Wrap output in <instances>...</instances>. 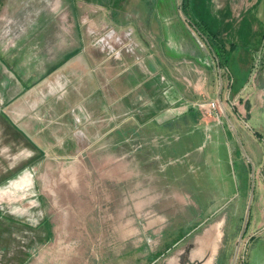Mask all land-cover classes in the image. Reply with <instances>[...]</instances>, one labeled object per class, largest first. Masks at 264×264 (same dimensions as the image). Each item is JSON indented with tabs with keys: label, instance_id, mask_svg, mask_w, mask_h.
<instances>
[{
	"label": "rangeland",
	"instance_id": "1",
	"mask_svg": "<svg viewBox=\"0 0 264 264\" xmlns=\"http://www.w3.org/2000/svg\"><path fill=\"white\" fill-rule=\"evenodd\" d=\"M151 1L162 27L177 24L164 19L180 15L192 30L188 18L205 22L227 47L231 68L232 58H255L257 72L264 0H189L184 12L181 0ZM140 2L0 0V66L11 74L13 95L7 102L0 92V264H231L238 242L234 264H264V213L256 209L261 143L253 142V161L244 154L232 159L231 125L221 123L219 108L209 115L196 101L199 119L215 124L209 139L220 152L194 168L191 158L171 164L156 156L149 141L155 124L137 126L125 115L106 127L102 117L89 115L90 73L69 59L132 53L131 25L143 19L133 7ZM27 58L49 71L27 80L24 69L30 73L34 65ZM219 62L224 104L231 108L228 69ZM57 80L65 81L64 94L45 97V113L33 111L40 120H18L21 99L34 98L35 90L48 93ZM77 109L87 122L72 118ZM178 174L185 178L180 184Z\"/></svg>",
	"mask_w": 264,
	"mask_h": 264
},
{
	"label": "crops",
	"instance_id": "2",
	"mask_svg": "<svg viewBox=\"0 0 264 264\" xmlns=\"http://www.w3.org/2000/svg\"><path fill=\"white\" fill-rule=\"evenodd\" d=\"M151 3V0H143L140 2V7H133V10L137 11L138 16L143 19L140 23L131 25L137 42L132 53L118 52V56H114L115 59L109 56L69 59L84 73H90L92 90L86 93L88 100L85 102L86 108L91 112L89 115L92 119L97 116L102 117L107 121L106 127L115 119L125 115L131 116L129 118L134 119L137 126L155 124L157 128L152 132L149 141L153 143L156 156L165 157L171 164L173 160L187 159L189 162L188 158H191L190 165L195 168L202 157H214L220 150L218 145L213 144L209 139L211 135L208 132L215 124L208 126L203 123L204 121L199 119V111L192 104L196 101L214 99L222 112L221 123L224 119L232 127V159L234 156L240 159V155L244 154L253 161L255 155L253 142L257 141L264 146L262 141L264 140V58L259 59L256 73H253L255 58H240V56L232 58V68L229 66L230 58H225L224 65L232 78L229 86V95L232 96L230 108L224 104L223 100L222 93L226 94V92L221 89L219 58L214 56L198 32L190 29L189 24L183 22L179 11L176 14L180 17L176 18L164 19L166 17L164 14L162 18L165 21L169 23L176 21L177 24H166L170 28L162 27L157 22L161 16L152 8ZM113 7L114 4L111 9ZM117 21L121 22V18H117ZM223 46L227 50V47ZM235 46L236 43H233L232 49ZM9 59L12 61V58ZM26 60L34 62L29 58ZM33 64L36 71L34 65L30 73L24 69L27 80L34 77L41 78L50 69L48 67L45 71L42 62ZM0 69V92L3 93L1 95L6 97L5 101L8 98L11 100L13 98L12 90H10L11 74L7 75V70L1 66ZM39 69L45 72L42 74ZM9 70L11 73L8 67V72ZM36 72L40 75L35 74ZM73 72L76 73V70ZM64 87L65 81L57 80L55 86H50L48 93L38 94L36 90L32 91L34 98L24 97L20 105L14 106V110H17L15 114H18L17 119L23 120L24 117H29L32 120H40L34 118L33 111L40 109V113H45L42 111L45 107V97L53 94H58L57 97L63 96L64 92L61 91ZM53 103V107H60L57 102ZM81 110L77 109L76 117L72 116V118L80 119V124H83L87 122V118ZM26 111H29L28 115H25ZM249 121L254 127L249 126ZM159 127H166L168 130L161 131ZM56 129L57 127L54 128ZM58 130H61V126L55 134ZM252 132L255 136L251 134ZM45 136L44 131H38L36 138L44 142ZM250 152L253 155L252 158L249 156ZM259 175L261 177L259 191L261 192L258 195L256 209H259L262 215L264 213V170H260ZM170 178L173 182L174 179ZM184 179L183 174H178L175 181L180 184ZM257 216L255 214V217ZM255 220L256 218L253 222ZM253 238L254 232L251 233L250 240Z\"/></svg>",
	"mask_w": 264,
	"mask_h": 264
},
{
	"label": "trees",
	"instance_id": "3",
	"mask_svg": "<svg viewBox=\"0 0 264 264\" xmlns=\"http://www.w3.org/2000/svg\"><path fill=\"white\" fill-rule=\"evenodd\" d=\"M189 0H181V9L184 12V7L186 6V3H188ZM187 22L192 25L194 28V31L198 32V34L206 41L207 45L209 46L210 50L214 54L216 58H221L225 61V58H227V50H225L222 43L219 42L218 38L215 34L210 33L207 28V24L205 22H201L198 20H191L187 19ZM233 43L230 45L228 50L230 51L232 49ZM220 64L222 62H219Z\"/></svg>",
	"mask_w": 264,
	"mask_h": 264
},
{
	"label": "built area",
	"instance_id": "4",
	"mask_svg": "<svg viewBox=\"0 0 264 264\" xmlns=\"http://www.w3.org/2000/svg\"><path fill=\"white\" fill-rule=\"evenodd\" d=\"M218 70H219V75H220L221 74L220 66L218 67ZM227 72H228V77L230 78L228 85L230 86L232 78L230 76L229 70H227ZM197 106H198V108L204 110L205 112H207L210 115L213 110L218 109V102L214 99L203 100V101L198 102Z\"/></svg>",
	"mask_w": 264,
	"mask_h": 264
},
{
	"label": "water",
	"instance_id": "5",
	"mask_svg": "<svg viewBox=\"0 0 264 264\" xmlns=\"http://www.w3.org/2000/svg\"><path fill=\"white\" fill-rule=\"evenodd\" d=\"M239 238H240V240H241V238H242V233L239 235ZM239 243H240V242H238V245H237L236 248H235V251H234V254H233V258H232V263H231V264H234V263H235L236 256H237V252H238V248H239Z\"/></svg>",
	"mask_w": 264,
	"mask_h": 264
}]
</instances>
